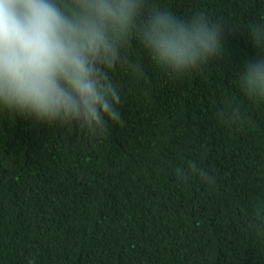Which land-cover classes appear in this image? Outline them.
<instances>
[{"label": "trees", "instance_id": "trees-1", "mask_svg": "<svg viewBox=\"0 0 264 264\" xmlns=\"http://www.w3.org/2000/svg\"><path fill=\"white\" fill-rule=\"evenodd\" d=\"M139 3L103 135L0 113V264H264V96L240 82L264 0ZM164 9L221 21L224 50L157 64L139 32Z\"/></svg>", "mask_w": 264, "mask_h": 264}, {"label": "clouds", "instance_id": "clouds-1", "mask_svg": "<svg viewBox=\"0 0 264 264\" xmlns=\"http://www.w3.org/2000/svg\"><path fill=\"white\" fill-rule=\"evenodd\" d=\"M139 0H0V113L33 124L77 126L103 135L120 120L121 100L101 70L117 60ZM257 54L240 82L264 96V20L249 26ZM139 38L157 64L180 75L224 50V25L204 14L152 12ZM259 215V213H257ZM256 231L264 233V217Z\"/></svg>", "mask_w": 264, "mask_h": 264}]
</instances>
